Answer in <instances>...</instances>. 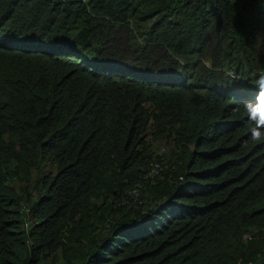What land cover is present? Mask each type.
Returning a JSON list of instances; mask_svg holds the SVG:
<instances>
[{
    "label": "trees",
    "instance_id": "trees-1",
    "mask_svg": "<svg viewBox=\"0 0 264 264\" xmlns=\"http://www.w3.org/2000/svg\"><path fill=\"white\" fill-rule=\"evenodd\" d=\"M6 39L0 264H264V0H0Z\"/></svg>",
    "mask_w": 264,
    "mask_h": 264
},
{
    "label": "clouds",
    "instance_id": "clouds-1",
    "mask_svg": "<svg viewBox=\"0 0 264 264\" xmlns=\"http://www.w3.org/2000/svg\"><path fill=\"white\" fill-rule=\"evenodd\" d=\"M253 84L257 89L255 100L244 102L242 109L237 107L234 111H243L245 127L248 129L246 143L264 144V73L259 74Z\"/></svg>",
    "mask_w": 264,
    "mask_h": 264
},
{
    "label": "rangeland",
    "instance_id": "rangeland-1",
    "mask_svg": "<svg viewBox=\"0 0 264 264\" xmlns=\"http://www.w3.org/2000/svg\"><path fill=\"white\" fill-rule=\"evenodd\" d=\"M4 37V36H3ZM1 43L3 44H12L13 43V40L12 39H6V40H1L0 41ZM17 45L19 46V48H30V47H33L32 44H29L28 42H25V41H20L17 43ZM149 140V138H147Z\"/></svg>",
    "mask_w": 264,
    "mask_h": 264
}]
</instances>
